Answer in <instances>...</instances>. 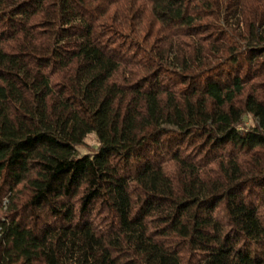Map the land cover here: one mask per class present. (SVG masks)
Instances as JSON below:
<instances>
[{"label": "trees", "instance_id": "obj_1", "mask_svg": "<svg viewBox=\"0 0 264 264\" xmlns=\"http://www.w3.org/2000/svg\"><path fill=\"white\" fill-rule=\"evenodd\" d=\"M0 264H264V0H0Z\"/></svg>", "mask_w": 264, "mask_h": 264}, {"label": "rangeland", "instance_id": "obj_2", "mask_svg": "<svg viewBox=\"0 0 264 264\" xmlns=\"http://www.w3.org/2000/svg\"><path fill=\"white\" fill-rule=\"evenodd\" d=\"M245 120H246L247 123H250L249 117H247ZM86 144L91 146V147H95L96 146L97 143H96L95 138H94L93 135L88 137V139L86 140Z\"/></svg>", "mask_w": 264, "mask_h": 264}]
</instances>
